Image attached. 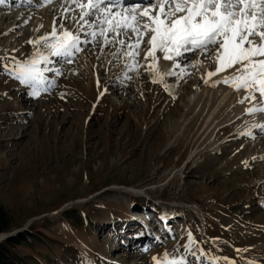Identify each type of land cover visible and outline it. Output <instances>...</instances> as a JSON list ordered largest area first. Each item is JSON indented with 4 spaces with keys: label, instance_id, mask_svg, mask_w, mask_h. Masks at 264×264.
Listing matches in <instances>:
<instances>
[{
    "label": "rangeland",
    "instance_id": "obj_1",
    "mask_svg": "<svg viewBox=\"0 0 264 264\" xmlns=\"http://www.w3.org/2000/svg\"><path fill=\"white\" fill-rule=\"evenodd\" d=\"M19 2L0 5V31L18 24L15 35L0 37V57L8 58L0 60V206L10 217L8 232L26 226L21 233L33 227L35 235L15 252L37 264H153L165 251L183 252L190 230L209 255L264 264L258 238L264 235V179L253 172L264 169V133L207 136L202 118L187 113L199 108L193 101L203 92L202 65L211 60L187 53L188 64L201 61L187 68L190 75L152 83V70L128 71L123 54L113 57L120 45L103 54L99 43L95 49L81 44L72 63L53 57L55 63L39 65L61 74L45 72L39 87L49 80L55 85L32 98L3 66L32 59L37 46L28 41L50 34L53 13L68 4ZM66 26L74 29L71 21ZM141 48L144 56L148 47ZM100 66L116 80L100 79ZM212 89L233 90L225 84ZM223 117L221 126L229 121ZM239 151L247 166L237 162Z\"/></svg>",
    "mask_w": 264,
    "mask_h": 264
},
{
    "label": "snow or ice",
    "instance_id": "obj_2",
    "mask_svg": "<svg viewBox=\"0 0 264 264\" xmlns=\"http://www.w3.org/2000/svg\"><path fill=\"white\" fill-rule=\"evenodd\" d=\"M6 2L7 0H0V5ZM27 2L31 3L32 0ZM43 2L51 4L53 0ZM66 2L69 7L63 9L58 25L54 18L52 32L35 41H28L37 46L33 58L24 62L17 61L12 67L7 63L3 66L5 74L31 89L27 94L32 98H37L41 91L47 92L55 85L54 80H49L46 87H39L46 83L45 72L54 71L57 76L61 74L59 68L52 70L39 67L41 63H50L49 56L67 57V63H72L71 58L82 50L81 44L98 43L101 53L111 45H120L112 53L113 57L119 58L123 54L129 61L125 64L128 71L142 66L146 71L152 70V83H162L165 76L176 77L179 82L184 75H190L187 68H198L201 61L188 64L185 54L199 53L216 64L214 71H208L202 77L206 85L215 87L217 84H225L232 86L237 92L243 90L246 95L238 101L241 104L256 100V93L264 98V0H143L142 3L132 5H128L126 0ZM72 5L76 7L73 8ZM77 8L78 16L75 15ZM29 20L30 18L24 20V24ZM69 21L74 29L66 26ZM81 34L85 39H81ZM145 37H148V48L144 52V59L147 62L151 58L146 66L140 65L137 60L143 50L141 44ZM39 46L46 48L48 54L41 53ZM125 46L128 48L127 52L124 51ZM157 51L163 53V60L173 61L171 69H160ZM7 59L0 57V60ZM176 69L181 71L177 72ZM228 70H231L229 74L210 83L211 77ZM124 76L128 78L126 72ZM164 88L168 90L169 85L164 84ZM63 95L61 94L62 98ZM245 112L249 115L264 114V106L249 107ZM253 128L264 133V124H255ZM240 134L255 138L251 131ZM244 163L247 166V162ZM235 251L239 253L247 249ZM189 257L194 258L195 264H221V261L223 264H237L236 260L227 256L209 255L199 246L190 230L187 232L186 243L183 244V252L179 248L172 252L165 251L161 257L153 256L152 262L192 264ZM245 264H255V261L247 260Z\"/></svg>",
    "mask_w": 264,
    "mask_h": 264
},
{
    "label": "bare ground",
    "instance_id": "obj_3",
    "mask_svg": "<svg viewBox=\"0 0 264 264\" xmlns=\"http://www.w3.org/2000/svg\"><path fill=\"white\" fill-rule=\"evenodd\" d=\"M18 1L19 0H7V3L9 4L10 7L12 5L21 6L22 4H20V2L18 3ZM21 1H24V0H21ZM84 2L86 3V0H84ZM142 2H143V0H126V3L128 5H132L134 3H142ZM43 4H45V3H43ZM63 4H64L63 6L65 7L66 4H68V3L65 0V2ZM67 7H69V4H68ZM139 10H142V9H138V11ZM62 15H63V10H61V11L55 10V12L53 13V17H55L56 19H60V17ZM45 21H48V20H45ZM39 22H40V20H39ZM40 23H42V22H40ZM17 28H18V24H16V23L15 24L12 23V24L8 25L6 31H0V37H5V36L13 34V33L15 35V32H16L15 30ZM141 46L144 47V48L148 47L146 42H143L141 44ZM97 47H99V46H97L95 44V47H93V48L95 49ZM39 51L41 53H43V54L45 53V55H46V52L43 51L42 48H40ZM185 55L187 56V53ZM210 55L211 54H209V56ZM156 56L158 57V64H159V67H160L161 70L167 71V70H169V69H171L173 67V61H165V60H163V58H162L163 57V53L157 51ZM111 57H112V55H111ZM65 58H67V57H65ZM52 59H53V57L49 56V60L51 61ZM137 59L140 62H142V61L146 62L145 59H144V56H142V55L141 56L139 55V57H137ZM150 59L151 58H149V61H147V63L150 62ZM187 59H188V57H187ZM206 60L207 59H205L204 61H206ZM202 63H203V61H202ZM42 65H44V64L43 63L40 64V66H42ZM46 66H48V65L46 64ZM202 67H203V69L205 71H203V69H202L201 73H203L204 77H205L206 73L208 71H214L215 70L216 64L207 60L205 65L203 64ZM212 68H214V69L212 70ZM176 71H181V69H176ZM230 72H231V70H228V72L220 73L221 75L218 74L216 76L211 77L210 78V83L214 82L217 79V77H219V76L223 77L224 75H227ZM97 76L100 79H104L105 76L107 78H111V79L114 77L110 73L109 74H105L104 67H102V66H100L99 69L97 70ZM168 77L169 76H165L164 79H166ZM143 79H146V76H143ZM115 80L116 79H112V81H115ZM117 83L115 82V84L112 86L113 87V93H118V91H119V84H117ZM199 83H200L199 85L202 86L201 88H202L203 92H202L201 97L196 98L193 101V104L196 103L195 106L196 107L199 106V108H198V110H196L197 108L195 109L193 107L190 110H188L187 113L192 112L194 119L202 118L203 128H204L205 133H207V136L216 137L218 135H222V136H224V137H226L228 139L229 137L231 138V137H235L237 135H240L241 132H248V131H252V133H258L259 132L258 129L253 128V125H255V124H264V114L257 113V114L249 115V114H246V112H245V109H247L249 107L262 106L263 105V103H262V105L260 103L264 102V98H260L259 93L255 94L256 97H257L256 100L246 101L245 103L241 104L238 101L240 99L244 98L246 93L245 94L243 93L244 96L242 97L243 94H240L242 91L241 92L239 91L240 93L238 92L237 94H236V91L234 89L232 91H229V90L228 91H224V90L222 91L221 90L222 91L221 92L219 89H216V90L212 89L213 88L212 86L206 85L203 81H199ZM218 85L219 84H217L216 86H218ZM206 89H208V90H206ZM84 94L86 95L87 93L84 92ZM234 98H235V100H237V103L235 105H233V106H230L229 103ZM229 107H230V110H229ZM225 113H227L229 121H228V123L226 125L221 126V123H222L221 121L224 119V117L222 118V116ZM242 120H244V121H242ZM241 123H242V125L244 127L243 129L239 128V125ZM242 136H244V135H242ZM237 160H238L237 162H239V163H242L245 160V158L243 157V155H242V153L240 151L238 152ZM234 161H236V159ZM253 172H256V173L260 172L261 178L264 179V169H262V170H256L255 169V171L253 170ZM125 191H126V189H125ZM256 222H257V220H256ZM250 224H251V222H250ZM0 235H1V233H0ZM144 236H146V234ZM258 238L261 239L262 242H264V235L263 234L258 236Z\"/></svg>",
    "mask_w": 264,
    "mask_h": 264
},
{
    "label": "trees",
    "instance_id": "obj_4",
    "mask_svg": "<svg viewBox=\"0 0 264 264\" xmlns=\"http://www.w3.org/2000/svg\"><path fill=\"white\" fill-rule=\"evenodd\" d=\"M10 227V217L2 206H0V233L6 232ZM35 235L33 227L23 233L10 237L0 243V264H37L29 255H19L15 248L26 242ZM44 260V259H43ZM47 264V263H46Z\"/></svg>",
    "mask_w": 264,
    "mask_h": 264
},
{
    "label": "water",
    "instance_id": "obj_5",
    "mask_svg": "<svg viewBox=\"0 0 264 264\" xmlns=\"http://www.w3.org/2000/svg\"><path fill=\"white\" fill-rule=\"evenodd\" d=\"M33 220H35V219H31L30 221H33ZM29 221V222H30ZM28 222V223H29ZM27 223V224H28ZM26 224V225H27ZM26 229V226H23L22 228H18V229H14V230H12V231H6V232H3V233H1V235H0V243L1 242H3L4 240H6V239H8V238H10V237H13V236H15V235H17L18 233H21L22 231H24Z\"/></svg>",
    "mask_w": 264,
    "mask_h": 264
}]
</instances>
